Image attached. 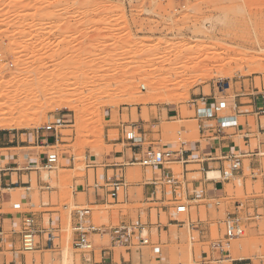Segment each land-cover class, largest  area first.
Returning a JSON list of instances; mask_svg holds the SVG:
<instances>
[{"label":"rangeland","instance_id":"rangeland-1","mask_svg":"<svg viewBox=\"0 0 264 264\" xmlns=\"http://www.w3.org/2000/svg\"><path fill=\"white\" fill-rule=\"evenodd\" d=\"M203 61L208 62V67L201 65ZM32 72L36 77L42 76L38 79L44 77L49 86L63 83L62 94L76 105V111L58 108L55 97L53 103L48 101L51 99L40 101L41 98L23 96L20 104L31 108H23L25 115L29 112L27 117H32L30 128L0 129V137L6 139L5 142L10 136L20 137L21 145H26L28 135L45 132L43 129L59 117L65 121L58 129L59 142L51 143L54 146L47 149L50 155L58 157V167L51 172L41 170L42 178L58 190L51 196L45 192L43 203L56 205L49 210L61 213L57 241L60 249L43 253L45 264H82L83 254L72 245L71 212L75 207L87 205L85 195H80L77 202L74 200L73 180L84 179L90 170L91 185H94V171L88 168L89 164L101 166L114 149L108 145V140L112 142L119 137L118 131L106 130L111 125L119 126L121 121L140 126L142 121L151 122L160 112L167 120L170 107L171 115L179 111L183 118L193 117L194 112L190 110L193 95H199V89L203 88L205 95H210L211 88H215L224 114L234 113L236 95L264 96V0H0V119L9 109L6 107L12 106L13 92L27 87L25 76ZM34 74L31 75L35 77ZM204 74H210V78L206 79L207 75L204 81L200 79ZM12 78L17 81L12 82ZM220 83L224 89L221 93ZM6 99L9 104L5 103ZM167 100L175 101L174 105H167ZM246 110L249 109L242 111ZM258 118L264 124V115ZM245 122L242 118L243 134L237 137L234 153L249 151L243 140ZM249 124L257 132V118H249ZM190 129L193 131L189 139L198 140L197 125ZM168 131L172 134L171 150L179 149L178 128L171 124V130L165 132ZM251 145V150L257 152L259 142L253 140ZM1 147L0 144V156L14 153L25 163L21 149L10 152ZM67 158L73 161L74 170L69 172L59 169L71 166ZM251 159H245L243 169L234 178L223 182L224 189L216 197L206 195L201 174L188 175L189 181L205 189V197L201 201H188L189 215L178 219L190 220L199 225V229L189 231L187 226L183 229L171 226L169 233H161L154 226L153 238L157 240L162 235L163 261L159 262V256L153 255L150 248L140 252L115 248V262L121 264L124 257L129 264L132 261L140 264L141 259L143 264H233L235 258L244 256L243 262L234 263L264 264V157L254 158V162ZM195 168L198 167L189 169ZM171 169L182 179L185 173L181 165H171ZM148 174L151 178V169ZM98 175L102 185L103 168H99ZM212 177L217 180L220 173ZM212 177L209 175L210 179ZM141 178L139 167L130 170L129 182H140ZM33 180L36 190L35 174ZM139 192L142 199V191ZM17 195H25V191H18ZM39 199L36 192L34 211H42ZM15 203H22L23 211L29 210L20 196L15 197L12 206ZM239 204L243 205L239 213L247 226L244 236L231 242V248L221 257L222 263L208 261L203 253L214 255L211 245L223 238V221L237 211ZM90 207L95 225L109 227L112 223L114 227L125 215L138 223L133 209L150 205ZM5 212L15 213L13 209ZM152 216V223L156 224V211ZM58 218L55 216V220ZM48 223L46 217V227ZM141 223L147 224V215L142 216ZM161 223L168 224L165 214ZM19 224L18 221L17 232L22 231ZM95 241L97 246L107 244V233L97 236ZM11 247L8 245V249ZM15 247L27 256L29 264L34 259L36 264H42V252L23 251L22 238L16 241ZM97 253L99 255L100 251ZM8 256L11 261V255Z\"/></svg>","mask_w":264,"mask_h":264},{"label":"crops","instance_id":"crops-1","mask_svg":"<svg viewBox=\"0 0 264 264\" xmlns=\"http://www.w3.org/2000/svg\"><path fill=\"white\" fill-rule=\"evenodd\" d=\"M199 95H193L194 98L190 104L191 112H194L193 117L183 118L179 111H173L171 115V107L167 111V120L164 118L163 112H160L158 116L152 117L151 122L144 123L138 126L137 124H128L121 121L120 125H111L109 131H118L119 137L117 140L110 142L108 140V145L113 146V152L105 157L104 163L100 164H89L88 168H92L94 171V185H91V178L89 171L87 176L84 179L73 180V189H74V200L77 202L80 195H85V203L87 206L101 207V206H124V205H150L148 198L150 195V189L147 186L148 181L155 176L157 169H151V178L148 177V169L140 167L139 165H130L133 162H138L141 159L145 158L146 155L157 149H169L171 150V131L165 132L166 129L171 130V124L175 128H178L177 136L180 141L181 155L175 162L170 163L168 166L171 168V165H181L183 167L185 175L188 177L189 174H201L206 188V195L208 197H216L218 193L224 189L225 184L216 179H210L208 174L211 173H220L226 164V161L223 160V157L234 153V150L237 143V137H240L242 133L241 128V119L245 118V133L244 136L248 137L249 140L244 138L243 140L245 146L249 151H252L251 142L257 140L259 142V147L264 142V133L260 132V123L258 116L259 110L264 108V96L255 97L253 93H245L241 95H236L235 98V107L234 113L224 114V108L219 105L218 98L215 88H211L210 95H205L204 88L199 89ZM258 94V93H256ZM241 97V98H240ZM239 98V99H238ZM247 100L248 102H243ZM167 105H174L168 103ZM201 108H212L215 113V118L213 119H203L198 117V110ZM243 109H249L242 111ZM251 109V110H250ZM223 115H232L237 120V128H225L221 129L218 124V119ZM257 118V132L253 130V127L249 124V118ZM109 120L108 122H110ZM198 128V140L189 139L190 134L194 126ZM130 128L136 129L139 137L141 138L140 143L130 144L124 140V130H129ZM157 129V130H156ZM258 133V134H257ZM158 137V138H157ZM8 142H5L6 139L0 137L1 150H18L21 149V153L25 155L23 158L25 163H22L18 160L17 154L8 153L7 157L0 156V264H29L27 256L21 254V250H17L15 245L16 241H21V232L16 231V226L19 221V225H23V219L25 215H32L35 219V228L39 232H47L51 230L53 233L58 234L61 231V213L59 211H51L49 209L56 208V205L45 204L43 203V195L45 192H49V196L53 193L58 192L57 189H53L50 183L46 182L42 178L41 170L45 169V154L49 153L47 149L54 146L55 143L53 134L47 132L38 131L37 134L28 135L26 138V145H21L23 140L20 137L15 138L11 137ZM3 140V141H2ZM59 142V141H58ZM119 147L121 148L119 150ZM44 151H38L42 150ZM177 149V150H179ZM25 150V151H23ZM175 150V151H177ZM182 159V160H181ZM71 163V166H60L62 171H72L73 161L70 158H67ZM250 160V159H249ZM7 161L5 165L3 162ZM255 161V159H251ZM25 165H29L28 167ZM103 168V184H99V168ZM140 168L142 172V178L140 182H129L128 175L130 170L135 168ZM190 167H198L195 169H189ZM218 171V172H217ZM112 172V175H110ZM36 175V186L37 189L33 188L34 180L33 176ZM120 175V178L126 182V192L123 200L118 199L115 202L109 197V188L107 187L108 180L111 177ZM212 180H216L215 182ZM204 186V185H203ZM209 187H212L210 190ZM142 191V199H140V192ZM18 191H25V195H17ZM36 192L40 195V209L42 211H34L36 207ZM21 198L25 206L28 207L26 214H12L5 212L6 209H13L12 203L15 197ZM156 209L147 208H136L133 209V212H137L139 222L142 221V216L147 215V222L151 225V229L154 226L158 227L163 231L170 232L171 226H176L174 223L169 220L168 214V224L163 225L161 223L162 215L157 211V223L153 224V211ZM129 211V210H128ZM110 213V212H109ZM123 213V211H121ZM131 213V212H129ZM122 215V214H121ZM55 216H59L55 220ZM46 217L49 218L48 227L45 226ZM56 221L59 223V226L55 227ZM93 221V214L91 217ZM119 223H133V219L128 216H121L119 218ZM112 224V223H111ZM110 224L109 227H112ZM158 225V226H157ZM41 244L37 249L39 252H42V264H45L44 251H50L44 248V236L43 234L39 235ZM160 241L162 242V235L159 236ZM8 245L12 247L8 249ZM103 244L102 246H107ZM60 249V246L58 250ZM115 248L111 249L108 253H102L98 255L94 254L90 258H85L82 260V264H117L115 262ZM52 251V250H51ZM20 254V255H19ZM11 255V261H9V256ZM163 257H160V260L163 261ZM240 263L245 260L237 259ZM233 261L232 263L235 264ZM134 264V262H130ZM140 264H143L142 259L139 260ZM32 264H36L34 259ZM121 264H129L125 261L124 257H121ZM237 264V263H236ZM239 264V263H238Z\"/></svg>","mask_w":264,"mask_h":264},{"label":"built area","instance_id":"built-area-1","mask_svg":"<svg viewBox=\"0 0 264 264\" xmlns=\"http://www.w3.org/2000/svg\"><path fill=\"white\" fill-rule=\"evenodd\" d=\"M220 93L224 90L223 83L218 85ZM142 90H145L142 87ZM260 115H264V108L259 111ZM198 117L203 119L215 118V113L212 108H201L198 110ZM218 124L221 129L225 128H237V120L232 115H223L218 119ZM65 121L62 118L56 119L55 122L45 127L43 130L47 133L53 134L55 143L59 141V128L63 127ZM260 132L264 133V124L260 123ZM247 140L248 137L244 136ZM124 140L130 144L140 143L137 130L130 128V130H124ZM181 150H169V149H157L150 151L145 158L138 162H133L130 165H139L140 167L157 169L155 176L152 177L147 186L150 189V195L148 202L151 209H156L163 215L165 214L169 220L177 227L183 229L186 226L189 231L198 230L199 225L194 222L180 220L178 217L189 215L188 201H201L205 197V189H199L195 181H189L184 174L182 179L177 177L173 170L168 166L170 163L175 162L180 158ZM264 157V142L261 144L257 152L254 151H240L238 153H232L223 157L228 167L220 172V178L217 179L220 182H226L235 177L244 167L245 159H254ZM44 168L47 171H55L59 164L57 156H52L49 153L45 154ZM182 160V159H181ZM216 181V180H212ZM195 183V184H194ZM191 186V187H190ZM107 187L109 188V197L115 202L118 199L124 198L126 192V182L120 178V175L111 177L108 180ZM67 209V207H65ZM13 210L16 214H26L23 211L22 203H15ZM237 211L233 214H229L223 221L224 235L218 242L213 243L212 249L215 251L214 255L205 254V258L208 261L222 263L221 257L224 256L227 249L231 248V242L240 239L244 236L247 228L245 220L241 217L239 211L243 210V205L237 206ZM93 210L91 207H75L71 212L72 223V245L75 249L80 251L85 258H90L94 254L100 251L102 253H108L113 248H125L127 251L140 252L143 248H150L151 252L155 256L162 257V242L158 238L155 240L151 235V225L138 223H121L118 226L106 228L104 226H97L91 221ZM158 226V225H157ZM158 230V227H157ZM104 233L108 235V245L99 247L96 245L95 238L97 236H103ZM44 236V248L52 251H56L59 248L57 241L60 239L58 234L53 233L51 230L47 232H39L35 228V219L32 215H25L22 225V249L27 253L36 251L40 244L39 235ZM159 264V263H158ZM162 264V263H160Z\"/></svg>","mask_w":264,"mask_h":264},{"label":"bare ground","instance_id":"bare-ground-1","mask_svg":"<svg viewBox=\"0 0 264 264\" xmlns=\"http://www.w3.org/2000/svg\"><path fill=\"white\" fill-rule=\"evenodd\" d=\"M26 44V41L25 42H23L22 43V45H25ZM208 61H210V60H208ZM217 62V61H216ZM204 63V65H206V67H208V62L206 63V61H203L202 63H201V65ZM219 63V62H218ZM217 63V64H218ZM210 64V63H209ZM198 65V64H197ZM211 65V64H210ZM215 64H213L212 63V66H214ZM211 66V67H212ZM198 67L200 68H202V67H204V66H199L198 65ZM215 67H216V65H215ZM196 68V67H195ZM203 69V68H202ZM204 69H205V67H204ZM213 69V68H212ZM195 70V69H194ZM28 75H26L25 77V79H26V82H27V87L23 90V91H21L20 89H18V90H13L14 92H13V94L11 95L13 98H10V96L9 95H6L5 94V96L7 97H9L10 99H13V100H11L12 101V106H10L11 104H9V102H8V99H6L7 100V102H5V103H8L9 104V106H5V103H4V106L6 107V108H8L9 107V109L4 113H2V115H3V117L0 119V129H5V130H15V129H24V128H27V127H29V124H31L30 122L32 121V117H31V115H29V117L30 118H28L27 117V115L29 114V112H28V114H26L25 115V113H27L25 110L26 109H24L23 110V108H26V107H28L29 108V106H28V104H27V106L25 107V106H23L22 104H20L22 101H21V98H23V96H34V97H36V99H40V101L42 100L43 101V99H44V101H45V99H51V100H48L49 102L50 101H52V99H53V101L55 100V98H56V100L54 101L55 102V105H57L58 106V108H61V107H63V108H66V109H75L76 108V105H74L73 103H72V101H70L69 99H67V97H65L63 94H62V92L64 91V84L63 83H60V85H58V86H56V84H55V86L54 87H52V86H49V84H48V82H47V80H45L44 79V77L43 78H37V77H42L41 75H39V76H37L36 77V74H34L33 72L31 73V74H34L35 75V77H36V79H35V82H33L34 81V78L35 77H33V75H31V74H29V73H27ZM11 76H13V74H10ZM208 75V77H206V79H208V78H210V74H204V76L202 75H200L202 78H200V77H198V78H200V79H202L203 81L205 80L203 77H205V76H207ZM10 76V77H11ZM15 76H17V75H15ZM14 77V76H13ZM17 78V77H16ZM18 78H19V76H18ZM13 79V78H12ZM63 79H64V77H63ZM13 80H15V81H13ZM12 80V82H16L17 80L16 79H13ZM36 80H37V82H36ZM199 80V79H198ZM201 80V81H202ZM161 81V80H160ZM200 82V81H199ZM50 85H53V84H50ZM50 87H52V88H50ZM20 90V91H19ZM7 93V92H6ZM58 94H60V95H58ZM3 96H4V94H2ZM1 95V96H2ZM56 95H58V96H56ZM39 97V98H38ZM50 97H52V98H50ZM55 97V98H54ZM5 98V97H4ZM23 100V99H22ZM52 101V102H53ZM161 101H165V99H161ZM168 101V103H171V104H174V102L175 101H173V100H167ZM166 101V102H167ZM53 102V103H54ZM139 102H141V101H139ZM138 102V103H139ZM158 102V101H157ZM11 103V102H10ZM47 103V102H46ZM52 103V104H53ZM48 104V103H47ZM51 104V105H52ZM7 105V104H6ZM22 105V106H21ZM30 105V104H29ZM3 106V105H2ZM49 106V105H48ZM53 106H54V104H53ZM52 106V107H53ZM50 107V106H49ZM28 108H27V110H28ZM55 108V107H54ZM29 109H31V108H29ZM62 109V108H61ZM0 110H2V107H1V109ZM29 111V110H28ZM75 111H76V109H75ZM2 112V111H1ZM1 116V115H0ZM31 119V120H30ZM35 121V120H34ZM33 122V121H32ZM30 128V127H29ZM218 172V171H217ZM219 174V173H218ZM208 175H210V177H212V175H214V173H211L210 172V174H208ZM216 176H217V173L215 174ZM219 176V175H218ZM209 177V176H208ZM213 178V177H212ZM215 178V177H214ZM213 178V179H214ZM218 178V177H217ZM243 258H245L244 256H241V257H238V258H235V259H243ZM234 259V260H235ZM230 262V261H229Z\"/></svg>","mask_w":264,"mask_h":264}]
</instances>
